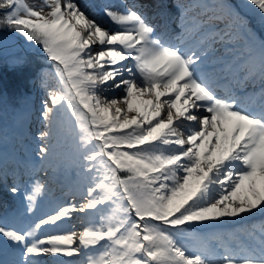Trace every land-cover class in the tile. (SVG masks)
<instances>
[{
    "label": "snow or ice",
    "instance_id": "6c2138e0",
    "mask_svg": "<svg viewBox=\"0 0 264 264\" xmlns=\"http://www.w3.org/2000/svg\"><path fill=\"white\" fill-rule=\"evenodd\" d=\"M156 7L166 14L164 0ZM195 7L183 6L179 44H171L136 4L101 6L113 28L78 0H0V30L38 45L57 84L43 105L41 158L51 154L52 129L68 110L84 168L96 177L85 202L32 224L0 216V264H46L44 257L58 255L86 259L56 264H264V224L219 246L216 237L195 249L185 243L190 229L264 215V88L259 107L245 108L207 63L215 43L242 32L251 43L248 73L264 82V40L253 28L264 32V0L220 4L231 23L208 34L194 17L186 22ZM44 189L33 185L28 213ZM100 205L108 214L93 219ZM74 212L84 214L82 231H58Z\"/></svg>",
    "mask_w": 264,
    "mask_h": 264
},
{
    "label": "rangeland",
    "instance_id": "374dc122",
    "mask_svg": "<svg viewBox=\"0 0 264 264\" xmlns=\"http://www.w3.org/2000/svg\"><path fill=\"white\" fill-rule=\"evenodd\" d=\"M37 1L38 0H27V3H29L32 6H39ZM86 1L90 9L95 12L94 9H96L97 11H101V6L104 4H108L107 1L109 0L104 1V2H100L99 0H86ZM169 1H170L168 2L169 11H172L171 9L174 8V10H176L175 13H177L176 14L177 17L180 18V15L183 11V6H186L189 0H169ZM197 1H198V5L200 8L198 11L207 10V6L210 7L211 4L214 2L218 3V5L230 4L234 7H235L234 3L236 2L235 0H197ZM123 2H125V0ZM176 2L180 3V6L171 4V3H176ZM237 10L239 9L237 8ZM47 11L48 9H45V12ZM152 16L153 15H150L149 13V15H146L145 18L150 24L156 27L157 35L162 37L160 24L156 25L152 23L151 22ZM100 20L102 21L101 17H100ZM238 33L248 39V37L244 35L242 32H238ZM255 33H257V31ZM262 36L264 38V32L262 33ZM162 39L164 40L163 37ZM3 43L4 45L5 44L7 45V48L4 50L0 49V65H6L7 70H8L7 67L19 66V64H24L25 63L24 56L26 54H32L38 58L40 57L41 61L39 62V66L40 67L44 66L42 68H39L38 71L31 76V80L29 83V95L27 96V100L29 101L23 103L22 106L24 108H22L23 110L22 109L20 110L21 113L23 114L22 117L24 118L23 131L25 132V136L20 138L19 136H17L16 133H13L4 142L5 144H11V145H13L14 143V147L17 146L15 149L19 151L18 156H22L24 161L28 159L27 157L32 158V156H35L34 161L31 162L30 165H28L29 163L25 165L26 167L32 168L34 166H39V164L42 165L43 163L42 159H40L41 157L38 151V148L39 146H41V143H39L36 146L34 143V139L33 138L31 139L32 135L34 137L37 134L36 129L31 127V124L34 121L33 105L36 99H38V97L42 93L46 95L48 99L49 91H51L52 88L57 87V84H56L55 79H53L51 75V72H52L51 61L47 58V54L44 53L38 45L24 40L22 37H20L17 34L0 30V47H1V44ZM3 78H4V81H6L8 77L4 75ZM40 82L44 85V87L43 89L39 90L37 88V85ZM39 114H42V110L39 112ZM37 121L38 123H41V124L44 123L43 116H37ZM3 122L4 120L0 118V123H3ZM66 124L71 125L73 129H76L75 118L72 116V114L68 110H65L60 113L58 120H57V124L54 125L52 133H55V130L58 129V127L62 129L65 128L64 125ZM35 139L39 141L37 136L35 137ZM6 154L3 151H1V147H0V167H3L1 171L5 177L6 175L10 176V174H8L10 169L15 171L13 173L18 172V169H21V170L24 169L23 168L24 166L21 162L17 164H13V161H11V156L9 160ZM13 165L18 166L19 168L16 169ZM8 166H10V169ZM17 174H18L17 178L20 177V174L19 173ZM80 176L84 177L82 174ZM94 178H95V175H92L90 179L93 181L91 183L88 182L89 184L86 183V184H79V185L77 184L76 179L73 178L72 180H70L69 183L66 182L65 186L67 188L74 187L75 191L78 192L79 190L78 188H80V185H84L87 189L90 184H93L95 182ZM6 181H8V184L10 186H13V185L17 186L19 190L21 191V193L18 192L16 194H13L11 191L6 193L7 196L6 195L5 196L9 200V203L7 207H3L0 209V216H6L8 220L10 221V223H16L21 226L26 225V224H32L33 222L38 221L40 218L47 217V215L54 213V211L52 210L53 207L55 205H59V204L61 205L68 196L66 192H63V193H60L55 198L51 197V195L52 194L54 195L59 189V187H53L49 191V193H46V192L41 193V195L38 197L36 201V208L34 209L33 212L28 213L26 211L27 203H28L26 196L31 194L32 187L37 182V180L31 176L23 177L21 180L17 182H13V180L9 178H5V179L1 178L0 187L2 186L1 183L6 182ZM44 183H47V181H44ZM1 194H2V191H1ZM1 194L0 196H2ZM98 208L100 209V213H96V210H93V219L98 218V215L108 214L107 206L100 205L98 206ZM20 217H26L27 220H22ZM243 222H247V224L242 223L241 226H238L236 223H227V221H225L224 223L212 222L204 226L203 228L197 227V228L190 229L189 230L190 234L185 238V243H187L190 248L195 249L199 246L201 241L210 240L213 237L217 238L214 241V243H216L217 246H219L221 242L233 241L234 237L245 238L244 236L245 230H251L253 228L258 229L261 226V224H264V215H261L260 218L257 220H254L251 217L245 218ZM62 229H63V224H62L61 229L58 231H62ZM48 231H50L49 227L45 226V228L43 229V232H48ZM71 258H76V256L75 257H65L62 255H58L56 257H44L43 259L46 261V264H49V261H51V263H55L56 261H68V259H71ZM84 259H86L85 256H84Z\"/></svg>",
    "mask_w": 264,
    "mask_h": 264
},
{
    "label": "bare ground",
    "instance_id": "6f19581e",
    "mask_svg": "<svg viewBox=\"0 0 264 264\" xmlns=\"http://www.w3.org/2000/svg\"><path fill=\"white\" fill-rule=\"evenodd\" d=\"M100 2H104L107 0H99ZM124 0H109L108 5H112V6H119L122 4H128L129 6H131L132 4H136L138 6V10L144 15H149V13L146 11L147 8L151 9L152 14H153V18L152 21H157V20H163V33H164V29L169 31V28H166V26H172V32L173 35L176 36H180L178 33L176 32L175 29H173L174 24L176 23V18L175 15L172 13H169L167 15L166 10L164 15H159L158 14V8L156 7L157 4L160 2V0H125V2H123ZM236 1V2H235ZM234 5L238 6L241 3V0H235ZM38 5H40L42 3V0H38ZM63 2V0H62ZM238 2V3H237ZM78 3L83 4L87 9L88 12L91 14L90 18L95 17L99 22H101L102 24L108 25V27H112L110 24V22L108 20H105L102 17L101 11H97L96 9L95 12L93 10L90 9L88 3L86 0H78ZM239 9V8H238ZM100 17L102 19V21L100 20ZM188 17L192 20L194 17V10H192L191 12H189ZM209 26V25H206ZM165 27V28H164ZM226 27V25H221V28ZM205 30V29H204ZM214 31H206L204 32L205 34L208 33H213ZM215 33V32H214ZM165 35H167V33H165ZM164 35V37H165ZM241 39V38H240ZM234 40H232L229 43L224 44V48L221 51L215 52V55H210L211 58L208 59V61H216V62H221L219 64L216 65V62H212V69L214 70V74L215 76H223V75H228L227 71L229 69H234L238 63L242 60V56L235 54V55H230L228 53H231L232 50L234 49H238L239 47L236 48H232L231 45L233 43ZM176 44V43H174ZM214 45H221V43L217 42ZM213 45V46H214ZM98 46V45H95ZM241 46H243L241 44ZM240 49H238L239 51ZM228 55V56H226ZM207 61V63H208ZM124 63V62H122ZM229 64L228 67L225 66V68H223V66L225 64ZM247 63L248 62H244L242 65V68L240 70H238V72L236 73V76L234 78L235 81H239L242 82L243 80H247L248 78L251 77L248 73V70H246V72H243L242 69L243 68H247ZM229 68V69H228ZM215 78V77H214ZM257 83V82H256ZM249 86L252 85L251 82L248 83ZM44 85L40 82L37 85V88L43 89ZM260 88H264V83L261 84ZM251 91L255 92V86L251 87ZM259 92V91H257ZM115 94L117 95V97H119L121 95L120 90H115ZM45 100H47L46 95H44L43 93L40 94V96L38 97V99H36L33 108H34V121L31 124V127L36 129L37 134L36 136L39 137V133L44 130L47 131V127H46V121L43 120L44 123H38L37 121V116H42V114H39V112L42 110L43 113V105ZM123 106V105H121ZM130 115H135L134 113L130 114ZM58 120V119H57ZM57 124V122H56ZM67 125V124H66ZM64 125L65 128H60L58 127V129L55 130V133H52V139L50 141V145H51V154L49 155V157L47 159H42V165L40 164L38 168H36V170H24L21 172V176L17 178L18 174L12 173L9 175H6V177L3 175L2 171L0 170V179L3 178H9L12 179L13 182H17L19 180H21L23 177H28L32 172H37L40 176L42 177V180L48 181V184L46 185L45 189H44V193H49V191L53 188V187H59V189L57 190V192L53 195H51V197H57L60 193L66 192L68 194L67 198L64 200V202L60 205H55L53 207V211L55 212L56 209L62 205L66 206L68 204L71 203H76V204H80L85 202L83 199V194L86 193V187L84 185H80V188H78V192L75 191L74 187H70L67 188L66 182L67 180H69L70 178H72L74 176V167L77 164V166L82 167L84 166V161L82 159V155H83V150L80 147L79 144V138H78V128L73 129L71 127V125ZM54 128V127H53ZM53 130V129H52ZM34 136V143L37 146L40 142L37 141L35 139ZM53 165V166H52ZM78 167V169H80ZM19 172V171H18ZM55 175V176H54ZM88 177H92V175H95L94 173H88L87 174ZM87 177V176H86ZM82 178L81 180H79V182L77 183L79 184H83L84 179L86 178ZM96 178V177H95ZM94 178V180H95ZM52 179H54V181H52ZM55 179L58 181L56 182ZM76 180L78 178H75ZM89 184V183H88ZM1 187H0V191H2V196H0V209L3 207H7L9 200L7 199V194L8 192H10V188L12 186H10L8 184V181L1 183ZM6 195V196H5ZM83 213H79V212H74L72 213V219L70 221H64V226L61 232H66L68 230L71 229H75V231L77 233H79L80 231H82V224L84 223V219H83ZM261 216V214L257 213L255 216H246L245 218H249L251 217L254 220L259 219ZM227 223H236L238 226H241L242 223L247 224V222H241V221H236V220H226ZM76 245H73V247H75ZM73 260V259H72ZM76 261V260H74ZM54 262V261H53ZM56 263V262H55ZM55 263H51V261H49V264H55Z\"/></svg>",
    "mask_w": 264,
    "mask_h": 264
},
{
    "label": "trees",
    "instance_id": "16d2710c",
    "mask_svg": "<svg viewBox=\"0 0 264 264\" xmlns=\"http://www.w3.org/2000/svg\"><path fill=\"white\" fill-rule=\"evenodd\" d=\"M27 62L32 65L29 74L26 73L25 66H22L19 72H14L7 70L6 65H0V116H3L7 123H12L16 117H20V106L28 101L29 79L38 63L32 56L28 57ZM4 75L8 77L6 81Z\"/></svg>",
    "mask_w": 264,
    "mask_h": 264
}]
</instances>
